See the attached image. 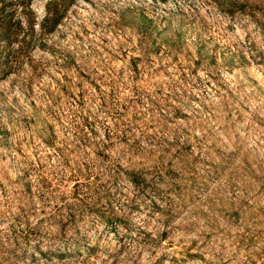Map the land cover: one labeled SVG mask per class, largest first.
<instances>
[{
	"label": "rangeland",
	"instance_id": "1",
	"mask_svg": "<svg viewBox=\"0 0 264 264\" xmlns=\"http://www.w3.org/2000/svg\"><path fill=\"white\" fill-rule=\"evenodd\" d=\"M68 1L0 76V264H264V0Z\"/></svg>",
	"mask_w": 264,
	"mask_h": 264
},
{
	"label": "trees",
	"instance_id": "2",
	"mask_svg": "<svg viewBox=\"0 0 264 264\" xmlns=\"http://www.w3.org/2000/svg\"><path fill=\"white\" fill-rule=\"evenodd\" d=\"M33 0H0V76L18 72L31 60V51L44 48L46 37L63 20L70 1L49 0L39 19Z\"/></svg>",
	"mask_w": 264,
	"mask_h": 264
}]
</instances>
